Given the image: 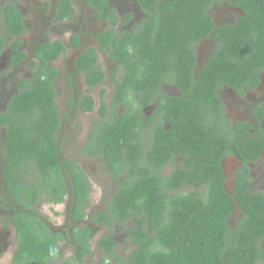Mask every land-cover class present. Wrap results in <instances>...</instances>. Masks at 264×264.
<instances>
[{"label": "trees", "instance_id": "16d2710c", "mask_svg": "<svg viewBox=\"0 0 264 264\" xmlns=\"http://www.w3.org/2000/svg\"><path fill=\"white\" fill-rule=\"evenodd\" d=\"M87 1L105 10V0ZM214 1L222 0H140L147 19L141 39L120 33L115 41V53L110 51L126 74L115 81V106L122 103L125 112L118 116L113 111L111 119L93 124L88 141L96 129L99 139L89 144L86 147L89 152L85 153L97 160L101 157L106 172L118 182L116 192L104 200L101 210L90 221L111 231L115 226L125 228L132 250L121 257L116 242L104 235L96 243L97 250L104 255L100 264H263L264 246L260 248V244L264 237V194L249 192L243 176L236 178L233 193L228 194L223 188L219 164L243 137L239 135L235 140L227 136V131L217 135L204 131L199 123L191 124L194 120L190 115L199 110L198 104L191 101L198 97L200 105L214 104L215 97L214 85H205L200 80L205 71L195 81L190 75L194 65L193 45L213 33L218 48L206 66L223 68L225 77L232 74L253 85L257 83V72L264 70V0H226L242 15L220 27L213 24L207 12ZM62 3L65 11L62 16L70 15L73 8L66 0ZM24 31L15 6L0 5V49L8 37ZM111 37V33L104 37L106 50ZM18 46L17 41L11 44L14 54H18ZM63 50L59 41L38 47L36 58L40 65L35 71L37 64L34 61L29 64L34 70L32 84L21 82L6 112L0 115V128L5 132L1 149L3 180L14 204L12 207L6 203L14 212L10 219L16 241L12 264H52L58 258L63 235L51 230L49 218L35 210L37 203L58 205L67 199L72 203L73 221L85 217L89 204V181L85 173L59 147L60 118L52 86L57 71L49 63ZM92 62V56L77 60V67L85 74L88 84L102 79L100 72L89 70ZM163 66L181 72L182 96L177 99L165 96V107L173 109L166 118L171 128L160 127L147 144L139 140V131L148 124L141 112L144 102L147 104L143 101L147 94L143 86ZM134 91H140V102H135V107L131 95ZM85 103L90 109L91 99ZM104 109L102 105L100 112ZM215 112L219 114L217 108ZM134 136L136 141L132 140ZM252 141L247 136V147H237L244 161L264 149V135L260 143ZM144 152L150 153L149 156H144ZM179 153L192 156L186 162L193 168L177 167L163 177L160 173L163 162ZM185 180L206 188L202 192L196 189L183 192L180 188ZM235 201L241 216L233 229L228 219ZM127 223L131 225L126 227ZM70 235L73 254L60 264H87L86 258L93 255L90 228L75 227Z\"/></svg>", "mask_w": 264, "mask_h": 264}, {"label": "flooded vegetation", "instance_id": "af4514ba", "mask_svg": "<svg viewBox=\"0 0 264 264\" xmlns=\"http://www.w3.org/2000/svg\"><path fill=\"white\" fill-rule=\"evenodd\" d=\"M5 1L4 4L0 3V5L12 3L15 6L21 16L25 31L20 35L8 37L6 44L0 49V115L6 112L8 103L12 96L18 93L21 82L27 81L29 84H32L34 70L30 68L29 64L32 61L37 64L35 71L38 65H40V62L36 58L38 47L44 43L59 41L64 50L54 61L49 63V65L54 67L57 71L52 86L55 90V106L60 118L58 136L60 135L61 124L66 118L73 119L74 116H77L83 119V121H89L90 126L88 133L79 148V153L86 164H91L92 166L99 165L98 167L100 171H102L101 173L107 175L113 182V191L109 193L108 196L101 197L100 202L104 199L108 200L116 192L115 185L118 179L106 172L101 157H99V160L94 159L87 155L85 151L89 152L86 147H89V144H95L97 138L99 139L100 133L96 129L91 141H88L89 132L95 122L100 123L104 120L111 119L113 111H115L118 116L123 115L125 112V107L122 103L115 106V81H119L123 75L125 76L126 74L124 68L116 63L115 57L113 55L111 56L110 51L115 53V41H117V37H119L118 34L120 33L127 32L129 35L141 39L140 34L144 28L143 25L147 22L146 14L143 10L144 7L140 3V0H105V10H101L100 7L99 9L96 8L94 4H90L87 0H66L73 8V12L68 16H62V14L65 13V11L62 10V2L64 0ZM158 5L159 4L156 3L154 6L157 7ZM237 10V8L228 4L226 0H222L221 2L214 1L207 12L213 24L216 27H220L235 22L238 16L242 15L239 10ZM28 31L30 34H28ZM108 33H111L112 37L110 39L109 49L106 50L103 44L106 43L104 37H106ZM14 41L19 42V46L16 50L21 56L14 54L11 48V44ZM217 48V42L213 38V33H210L208 37L199 39L193 45L194 65L191 68V80H197L200 73L205 71V73L201 75L200 80L206 83L205 85H214L215 105L205 102L200 105L198 97L193 99L191 102L194 105L198 104L199 110L193 114L190 112V114H192L190 118L194 120L191 124L195 126L199 123L204 131L210 130L209 133L213 132L217 135L220 133L224 135V132L227 131V136L229 138L233 137L235 140L239 135H242L243 140H240L239 144H235L236 147L232 148L231 152L223 156L219 161L224 177L223 188L225 192L232 195L236 178L243 176L247 179V189L249 192L253 194H264V182L262 183L261 179L262 177L264 179V149L259 151L258 154L252 155V158H245L248 159L246 161L239 157L237 151L238 145L241 149L247 147L245 142L247 136L253 140L252 142H256L257 144L260 143L261 136L264 135V70L257 72L256 77L258 81L254 85L252 82H246L242 78L233 77L232 74L226 75L225 77L223 75V68L206 66L210 58L216 53ZM81 56L83 58L86 56L93 57V62L89 65V70L94 73L100 72L102 75L101 81H97L94 84L85 82V74L79 71L77 67V60ZM59 60H63L62 64H57ZM55 64L56 66H54ZM57 65H59L60 68ZM24 66L27 69L25 72L23 71ZM63 71H65L64 76ZM158 71L159 72L154 77L147 79V82H145L143 86L147 89L145 100H143L147 101V104L144 102V105L141 107V112L148 120V124H146L145 129L139 131V136L141 138L139 140L140 142L144 140L147 144H149L153 135H156L160 127H163L164 130H170L171 128V125L166 122V118L168 117V112L173 111V109L165 107V100H167L165 96L175 99L182 96L180 88L184 78L181 72H178L176 68L173 69L166 66L159 68ZM5 87L8 90H6ZM196 87H198V85H196ZM139 93L140 91H134L131 94L133 99H135L134 107L136 106L135 102H140L138 100L140 96ZM63 95H67L66 97H68V99H66V97L63 98ZM59 97H62L66 100V103H68L66 115L58 110L56 100H58ZM89 98L92 101L90 109H88V105L85 103V100ZM102 105L105 106V109L103 112H100ZM216 108L219 114L215 112ZM102 115L104 117H102ZM137 133L138 132L135 131V134ZM4 138V128L1 127L0 218H2V220L0 221V251L7 247L6 243L8 242L7 239L10 234H12V242L16 245L15 230L10 223V219L14 215V212L6 203L9 202L12 207L14 204L7 195L3 180V158L1 149ZM132 140L136 141V136L132 137ZM149 154L148 152H144L143 155L149 156ZM187 157L192 159L191 155L179 153L169 161H164L160 172L161 175L167 177L173 172L174 168L177 167L184 170H191L193 166L188 165V162H186ZM72 161H75L80 166L89 181V177L86 174L87 171L84 170L82 165L76 160ZM119 179H121V176ZM205 188L206 186H201L199 183H191L185 180L181 183L180 190L186 193L195 189L202 192ZM89 190V204L85 209V217L83 219L77 221L70 219V206L72 203H69L66 199V201L62 203L66 210L65 225L60 228H55L49 221V224L52 226L51 230L54 233L58 232L63 235V240L61 242L71 244V239H73V237H71L70 234L75 227H89L91 230L90 241L94 231L92 226L102 229L105 228L97 226L90 221L101 209L93 215H89L87 218L86 213L92 195V185L90 181ZM235 203L237 202L235 201ZM38 204H40V202L34 207L37 208ZM240 216V206L237 203L228 219V224L231 228H237L236 219ZM66 225L67 230L62 231L65 229ZM116 227L119 226H115V228ZM105 229H107L108 232H112L108 228ZM111 238L113 239V237ZM263 246L264 237L261 240L260 248ZM95 249V252H100L97 250L96 245Z\"/></svg>", "mask_w": 264, "mask_h": 264}, {"label": "rangeland", "instance_id": "374dc122", "mask_svg": "<svg viewBox=\"0 0 264 264\" xmlns=\"http://www.w3.org/2000/svg\"><path fill=\"white\" fill-rule=\"evenodd\" d=\"M5 2V0H0L1 4H4ZM28 34H30L29 31ZM62 62L63 60H59L57 64H62ZM54 66H56V64ZM57 66L60 68L59 65ZM26 70L27 69L24 66L23 71L25 72ZM64 73L65 71H63V76ZM5 89L8 90L6 87ZM66 96L67 95H63L62 97L65 98ZM62 97H59V99L56 100V104L58 106V110H60L62 114L66 115L68 103H66V100ZM66 99H68V97H66ZM89 126V121H83V119L80 117L74 116L73 119L66 118L61 124V131L59 135V147L63 155L66 158L78 161L84 170L87 171L86 174L89 177V181L91 182L92 195L90 197V205L86 213L87 218L89 215H93L102 208V204L104 203V200L106 201V199L100 202L101 197L108 196L109 193L113 191L114 187L113 182L107 177V175L101 173L102 171H100L98 167L99 165L92 166L91 164H86V162L80 156L79 148L81 147L88 133ZM261 179L263 183V177ZM35 210H37L42 215L48 216L53 227L60 228L65 225L66 210L64 204L53 205L51 203L43 202L38 204ZM1 220L2 218H0V221ZM130 225L131 223H127L126 227H129ZM92 229H94V231L90 242L93 255L87 258V264H100V261L104 255L101 252H95V245L97 240L104 235H110L113 237L117 244L116 251L121 257H125L132 250L131 243L129 240H126L127 234L125 228L119 226L116 227L115 231L112 232H108V230L105 228H96L95 226H92ZM65 230H67V225L62 231ZM12 240V234H10L9 238L7 239L8 242L6 243L7 247L0 251V264H11L12 254L16 248V245L14 242H12ZM58 253V258L52 264H60L64 259L69 258L73 254V247L69 243L61 242L59 244Z\"/></svg>", "mask_w": 264, "mask_h": 264}, {"label": "water", "instance_id": "95a60500", "mask_svg": "<svg viewBox=\"0 0 264 264\" xmlns=\"http://www.w3.org/2000/svg\"><path fill=\"white\" fill-rule=\"evenodd\" d=\"M238 11V10H237ZM240 12V11H239ZM240 14H242L241 12H240ZM237 204V203H236Z\"/></svg>", "mask_w": 264, "mask_h": 264}, {"label": "clouds", "instance_id": "9594fccd", "mask_svg": "<svg viewBox=\"0 0 264 264\" xmlns=\"http://www.w3.org/2000/svg\"><path fill=\"white\" fill-rule=\"evenodd\" d=\"M53 255H55V253L53 252Z\"/></svg>", "mask_w": 264, "mask_h": 264}]
</instances>
